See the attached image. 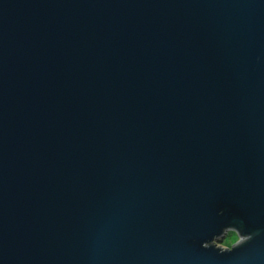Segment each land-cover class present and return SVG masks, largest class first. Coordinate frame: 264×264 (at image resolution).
Returning a JSON list of instances; mask_svg holds the SVG:
<instances>
[{
  "label": "water",
  "instance_id": "1",
  "mask_svg": "<svg viewBox=\"0 0 264 264\" xmlns=\"http://www.w3.org/2000/svg\"><path fill=\"white\" fill-rule=\"evenodd\" d=\"M0 264H264V0H0Z\"/></svg>",
  "mask_w": 264,
  "mask_h": 264
},
{
  "label": "rangeland",
  "instance_id": "2",
  "mask_svg": "<svg viewBox=\"0 0 264 264\" xmlns=\"http://www.w3.org/2000/svg\"><path fill=\"white\" fill-rule=\"evenodd\" d=\"M240 242L241 239L234 232H227L225 238L220 243L216 244V246L222 249H231Z\"/></svg>",
  "mask_w": 264,
  "mask_h": 264
}]
</instances>
